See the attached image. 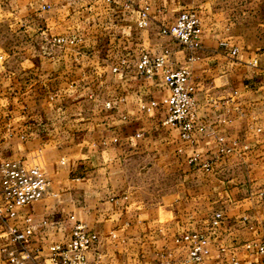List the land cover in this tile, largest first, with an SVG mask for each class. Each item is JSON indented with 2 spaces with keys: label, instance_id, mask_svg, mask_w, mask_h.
<instances>
[{
  "label": "crops",
  "instance_id": "crops-1",
  "mask_svg": "<svg viewBox=\"0 0 264 264\" xmlns=\"http://www.w3.org/2000/svg\"><path fill=\"white\" fill-rule=\"evenodd\" d=\"M217 1L0 2L15 37L0 69V163L37 165L51 182L43 199L0 217V264L21 249L8 225H34L26 264H42L51 244L70 240L71 215L99 235L89 257L101 264L188 260L183 237L193 232L208 239L202 264H264L255 246L264 241V48L234 35ZM184 9L201 18L199 49L167 34ZM165 49L174 68L191 69L208 126L193 139L163 123L162 78L138 74L144 52ZM153 100L161 103L148 111ZM219 135L233 154L219 155ZM217 211L224 217L214 225Z\"/></svg>",
  "mask_w": 264,
  "mask_h": 264
},
{
  "label": "built area",
  "instance_id": "built-area-1",
  "mask_svg": "<svg viewBox=\"0 0 264 264\" xmlns=\"http://www.w3.org/2000/svg\"><path fill=\"white\" fill-rule=\"evenodd\" d=\"M127 3L131 5L133 2L127 0ZM149 9V6L141 9L138 20L140 27L148 25ZM167 31L185 48L196 50L202 45V21L194 10H182L175 23ZM65 41L66 39L63 37L57 39L59 43H65ZM70 43H74V40H70ZM238 52L239 48L235 47L231 54L237 55ZM253 64L257 65L258 60L255 59ZM115 70H118V68H115ZM138 74L146 79L160 76L163 83L168 87L170 93L162 101L168 111V115L163 122L165 125L178 128L181 136L185 139H193L207 132V123L197 113L196 87L190 80L191 69L185 66L174 68L169 49H165L163 53L158 55L144 52L138 63ZM262 74L264 77V69ZM160 103L153 100L145 108L152 111ZM110 105L111 103L107 102V106L110 107ZM217 141L220 156L233 154L234 148L226 143L224 136H217ZM198 158L199 154H196L192 161ZM204 166L209 168L210 163L206 162ZM50 184L48 177L37 165L29 166L19 159L3 161L0 163V217H15L18 208L43 199L50 191ZM223 217V213L217 211L212 223L219 225ZM71 219L75 221V224L70 240L51 244L47 261L42 264H101L100 256L95 255L92 259L89 257V253L99 243V235L90 231L84 222L76 220L74 215H71ZM7 232L14 245L21 248L19 251L13 250L9 253L10 263L26 264V261L31 258V253L27 250L26 244L34 233V225L29 223L23 229L8 225ZM183 239L191 242L189 259L175 264H187L189 261L202 264L208 245L207 236L204 233L193 232L186 234ZM255 246L264 256V241L255 244ZM38 250H36L35 255H38ZM235 264H238V262L235 261Z\"/></svg>",
  "mask_w": 264,
  "mask_h": 264
},
{
  "label": "rangeland",
  "instance_id": "rangeland-1",
  "mask_svg": "<svg viewBox=\"0 0 264 264\" xmlns=\"http://www.w3.org/2000/svg\"><path fill=\"white\" fill-rule=\"evenodd\" d=\"M8 1L0 0V2ZM217 2L218 8L223 11V20L229 23L227 26L229 30L233 29L234 35L243 36L252 46L264 48V0H218ZM13 23L14 15L9 11L0 10V69L7 56L6 52L15 45ZM11 251L13 250L9 253Z\"/></svg>",
  "mask_w": 264,
  "mask_h": 264
}]
</instances>
